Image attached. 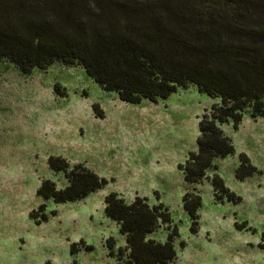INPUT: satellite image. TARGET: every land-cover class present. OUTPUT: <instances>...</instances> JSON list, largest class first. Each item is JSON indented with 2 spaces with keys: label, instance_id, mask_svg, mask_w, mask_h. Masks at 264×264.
<instances>
[{
  "label": "rangeland",
  "instance_id": "1",
  "mask_svg": "<svg viewBox=\"0 0 264 264\" xmlns=\"http://www.w3.org/2000/svg\"><path fill=\"white\" fill-rule=\"evenodd\" d=\"M215 102L220 98L192 84L167 100L135 105L105 90L81 65L56 61L23 74L1 60L0 264H74V259L118 264L106 241L113 236L117 246H126L117 223L105 214V198L113 191L128 202L140 195L169 206L180 232L173 264H264V116L252 118L247 110L237 130L223 125L236 154L220 159L219 169L210 170L201 184H187L179 167L198 150L199 121ZM242 152L258 169L243 181L236 176ZM51 155L83 163L109 182L83 200L45 201L37 194L44 179L60 188L68 184L63 172L50 167ZM215 173L242 197L240 202L216 197ZM193 189L203 198L196 234L183 202ZM45 202L49 220L37 224L31 212ZM168 232L162 226L151 237L165 241ZM82 239L85 244L73 255L71 244Z\"/></svg>",
  "mask_w": 264,
  "mask_h": 264
},
{
  "label": "trees",
  "instance_id": "2",
  "mask_svg": "<svg viewBox=\"0 0 264 264\" xmlns=\"http://www.w3.org/2000/svg\"><path fill=\"white\" fill-rule=\"evenodd\" d=\"M1 60L23 74L56 61L81 65L105 90L135 105L167 100L192 84L220 98L201 116L198 150L179 165L187 184H201L210 170L219 169L220 159L236 154L223 125L237 130L247 110L252 118L264 116V0H0ZM56 92L64 91L57 87ZM239 159L241 181L258 172L246 153ZM49 165L63 172L68 184L60 188L44 179L37 194L45 201L83 200L109 182L63 156L51 155ZM211 184L219 200H242L219 173ZM195 190L183 196L193 234L200 230L203 206ZM46 209L45 202L31 218L37 224L48 221ZM105 214L126 239V246H117L113 236L106 240L118 264H173L177 259L179 227L164 202L151 204L140 195L128 202L113 191L105 198ZM237 225L248 229L245 223ZM162 226L169 230L167 239L151 237ZM262 241L264 246V232ZM83 244L84 239L73 242L71 253L77 255Z\"/></svg>",
  "mask_w": 264,
  "mask_h": 264
}]
</instances>
